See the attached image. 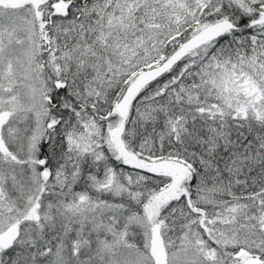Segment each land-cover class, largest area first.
<instances>
[{"label":"snow or ice","instance_id":"obj_1","mask_svg":"<svg viewBox=\"0 0 264 264\" xmlns=\"http://www.w3.org/2000/svg\"><path fill=\"white\" fill-rule=\"evenodd\" d=\"M0 264H264V0H0Z\"/></svg>","mask_w":264,"mask_h":264}]
</instances>
